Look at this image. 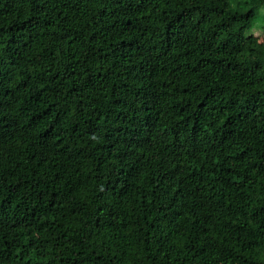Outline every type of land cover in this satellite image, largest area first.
I'll return each instance as SVG.
<instances>
[{
	"label": "trees",
	"instance_id": "16d2710c",
	"mask_svg": "<svg viewBox=\"0 0 264 264\" xmlns=\"http://www.w3.org/2000/svg\"><path fill=\"white\" fill-rule=\"evenodd\" d=\"M0 264H264V0H0Z\"/></svg>",
	"mask_w": 264,
	"mask_h": 264
}]
</instances>
